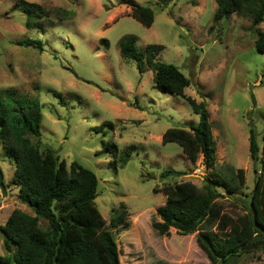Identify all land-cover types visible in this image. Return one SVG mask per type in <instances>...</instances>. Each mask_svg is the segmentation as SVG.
<instances>
[{
  "label": "rangeland",
  "instance_id": "rangeland-1",
  "mask_svg": "<svg viewBox=\"0 0 264 264\" xmlns=\"http://www.w3.org/2000/svg\"><path fill=\"white\" fill-rule=\"evenodd\" d=\"M21 1L52 15L29 30ZM129 1L153 9L151 28L132 17ZM216 10V0H0V88L39 101L44 148L97 175L96 205L106 225L113 210L126 205L128 226L113 231L120 264H212L197 242L199 232L181 236L171 229L159 236L152 228L166 204V186L189 182L205 190L210 171L202 158L193 164L179 145L163 143L168 129H189L199 117L185 99L158 89L151 69L140 73L135 61L121 58L125 36L136 38L139 52L163 45L158 61L178 67L190 80L185 95L207 103L217 143L214 171L236 188L235 194L219 188L216 205L232 220L247 215V196L260 174L250 156L251 128L261 146L264 136V54L255 46L264 23L252 28V17L243 14L214 23ZM25 39L42 40L45 51L18 45ZM15 170L0 141L7 193L0 188V257L9 254L3 230L11 213L34 216L18 199ZM166 170L180 175L163 179ZM218 224L211 229L216 234ZM228 264H264V244Z\"/></svg>",
  "mask_w": 264,
  "mask_h": 264
},
{
  "label": "trees",
  "instance_id": "trees-1",
  "mask_svg": "<svg viewBox=\"0 0 264 264\" xmlns=\"http://www.w3.org/2000/svg\"><path fill=\"white\" fill-rule=\"evenodd\" d=\"M216 3L214 23L230 19L234 14L251 16L252 28L264 23V0H216ZM127 4L134 19L146 28L153 26L155 13L151 7L135 1ZM17 7L27 16L29 30L39 28V20L52 15L35 3L21 1ZM136 42L133 36L121 39V58L135 61L140 73L145 67L151 69L156 87L163 93L185 99L199 117L198 124L190 125L189 129H168L163 143L179 145L193 164L202 158L206 170L210 171L205 190L189 182L169 185L162 190L166 204L157 210L153 230L159 236H169L171 229L181 236L199 232L197 242L212 264H228L233 258L253 252L264 244V136L261 146L255 127L251 128L250 156L260 164V174L254 191L247 196L246 217L232 220L221 215L216 205L221 197L218 189L235 194L236 188L214 171L217 143L208 105L185 95L190 80L178 67L158 61L163 45H148L139 52ZM18 45L45 51L40 39H25ZM255 46L264 54V32L258 34ZM55 96L63 103L60 94ZM42 108L35 99L19 95L10 88H0V141L9 158L16 162L12 183L19 189L18 199L34 213L33 216L21 209L11 213L3 230L9 254L0 257V264H120L113 231L128 226L127 207L122 203L114 209L110 224L106 225L96 205L97 175L77 162L68 166L54 149L44 148ZM31 138L37 142L33 143ZM128 157V154L122 156L123 166ZM177 175L180 173L175 170H166L161 177ZM238 178L244 184L242 169L238 170ZM217 220L220 234L211 230Z\"/></svg>",
  "mask_w": 264,
  "mask_h": 264
},
{
  "label": "water",
  "instance_id": "water-1",
  "mask_svg": "<svg viewBox=\"0 0 264 264\" xmlns=\"http://www.w3.org/2000/svg\"><path fill=\"white\" fill-rule=\"evenodd\" d=\"M206 171H207V170H206ZM0 188H1V190H2V193H3L4 195H6L7 193H6V189H5L4 183H3V176H2L1 173H0Z\"/></svg>",
  "mask_w": 264,
  "mask_h": 264
}]
</instances>
